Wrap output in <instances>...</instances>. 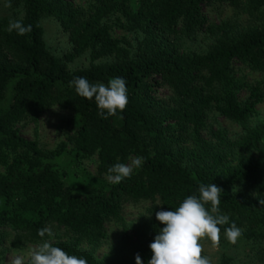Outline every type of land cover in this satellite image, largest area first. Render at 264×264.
<instances>
[{
  "label": "trees",
  "instance_id": "obj_1",
  "mask_svg": "<svg viewBox=\"0 0 264 264\" xmlns=\"http://www.w3.org/2000/svg\"><path fill=\"white\" fill-rule=\"evenodd\" d=\"M212 1L242 9L257 24L231 30L227 23L207 24L203 7ZM21 16L15 21L31 25L18 35L9 30L10 19L0 17V246L11 237L13 247L41 243L46 226L63 229L50 242L87 264H143L154 237L164 227L156 212L176 210L189 195L199 196L201 184L223 190L219 205L242 235L264 250V124L247 125L258 87L245 100L236 94L232 62L264 70V0H97L89 9L67 0H11ZM119 12L129 30H140L135 45L111 33L107 19ZM52 17L67 33L71 50L63 59L44 41L42 17ZM204 31L212 37L204 52H180L179 34ZM87 55L86 67L69 69L66 62ZM85 77L108 84L122 77L129 103L108 119L98 115L95 100L79 96L70 81ZM166 85L173 95L156 96L155 86ZM78 116L74 133L55 149H43L14 128L21 120L36 121L52 106ZM241 124L229 139L221 129L207 128L210 112ZM205 131V134L203 133ZM70 144L78 157L96 155L99 173L126 163L130 156L144 162L130 179L119 184L72 188L53 159ZM158 201L148 218L132 225L122 222L123 203ZM210 209V204L206 205ZM122 224L117 248L98 258L81 248L106 237L105 224ZM30 264V263H26Z\"/></svg>",
  "mask_w": 264,
  "mask_h": 264
},
{
  "label": "rangeland",
  "instance_id": "obj_2",
  "mask_svg": "<svg viewBox=\"0 0 264 264\" xmlns=\"http://www.w3.org/2000/svg\"><path fill=\"white\" fill-rule=\"evenodd\" d=\"M75 6L83 9L92 8L97 0H67ZM136 3V0H134ZM7 0H0V17L15 21L21 16L17 13L19 8L6 7ZM12 4V3H11ZM207 24L216 26L227 23L231 30H241L257 24L256 21L245 13L242 9H236L225 2L212 1L203 7ZM111 27V33L116 38H124L131 45H135L142 36L140 30H129L126 28L125 19L119 12H116L107 19ZM41 25L44 30V41L49 51L55 56L63 59L64 55L71 50L67 33L62 29L59 22L52 17H42ZM212 37L204 32L198 31L194 35L179 34L176 45L180 52H204L211 43ZM69 69L86 67L89 64L87 55L75 58L66 62ZM232 76L238 87L236 94L239 100H245L252 87H258V93L254 102V108L247 119V125L264 124V70H252L248 65L238 60L232 62ZM155 94L161 99H169L173 93L164 84H157L154 88ZM78 116L72 111L52 106L40 114L36 121L21 120L15 123L14 128L25 139L36 140L43 149H55L61 142H65L67 137L74 133ZM209 129L223 130L229 139H234L242 131L241 124L229 121L218 112H210L207 119L206 132ZM205 134V131L203 132ZM134 157L130 156L125 164H131ZM54 165L61 171L65 178V183L72 188L81 186L84 190L88 187L99 186L110 183L107 174L99 173L96 168L97 157L92 155L87 158L78 157L75 150L68 143L66 150L53 159ZM158 201H139L136 203H123L120 209L122 222L127 225L136 223L141 218H148L151 209ZM106 237L96 243H89L86 240L81 242V248H91L98 258H103L115 251L120 240L122 224L118 222H108L105 224ZM53 237H49L43 242H53L58 236L66 238L63 229L53 228ZM24 242L18 247H13L11 237L0 246V264H12L16 257L23 258V264L30 263L31 252L38 249L43 243ZM203 253L209 258L210 264H264V250L257 254L256 245L241 235L235 244L230 243L221 230L220 242L213 246L210 240L201 241ZM152 252L147 254L151 259Z\"/></svg>",
  "mask_w": 264,
  "mask_h": 264
},
{
  "label": "clouds",
  "instance_id": "obj_3",
  "mask_svg": "<svg viewBox=\"0 0 264 264\" xmlns=\"http://www.w3.org/2000/svg\"><path fill=\"white\" fill-rule=\"evenodd\" d=\"M6 7H11L7 0ZM9 30H16L18 35L31 32V25H23L22 21H10ZM70 84L76 93L95 103L99 109L98 115L103 119L122 113L128 103L127 84L124 78L115 77L108 84L90 83L85 77H74ZM144 158L137 156L131 164L116 163L108 168L107 180L119 184L124 179H130L134 168H140ZM199 196L189 195L176 210H161L156 212V220L164 225L150 243L152 256L148 264H210L207 256L202 255L201 241L208 239L217 246L221 238V227L229 222V217L222 214L219 208L223 190L215 184H201ZM264 204V199L260 200ZM210 204V209L206 205ZM230 243L235 244L242 235V229L233 222L224 230ZM53 237L51 227L38 230V235ZM136 264H143L139 254L135 256ZM12 264H23L22 257H16ZM30 264H87V260L76 255H69L63 249L52 246L45 241L38 249L31 252Z\"/></svg>",
  "mask_w": 264,
  "mask_h": 264
}]
</instances>
